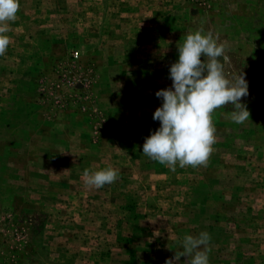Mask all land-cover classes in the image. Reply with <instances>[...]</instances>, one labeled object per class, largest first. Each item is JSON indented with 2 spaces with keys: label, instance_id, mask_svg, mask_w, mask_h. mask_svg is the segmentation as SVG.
Returning a JSON list of instances; mask_svg holds the SVG:
<instances>
[{
  "label": "rangeland",
  "instance_id": "rangeland-1",
  "mask_svg": "<svg viewBox=\"0 0 264 264\" xmlns=\"http://www.w3.org/2000/svg\"><path fill=\"white\" fill-rule=\"evenodd\" d=\"M254 1L19 0L0 56V264H165L201 232L209 264H264V0ZM255 9L258 33H228L255 27L241 22ZM198 29L244 75L250 118L215 110L208 166L172 171L143 144L160 127L155 93L172 86L178 46ZM109 167L114 183L85 184V169Z\"/></svg>",
  "mask_w": 264,
  "mask_h": 264
},
{
  "label": "clouds",
  "instance_id": "clouds-1",
  "mask_svg": "<svg viewBox=\"0 0 264 264\" xmlns=\"http://www.w3.org/2000/svg\"><path fill=\"white\" fill-rule=\"evenodd\" d=\"M19 10V0H0V56L5 55L10 44L6 33L10 30L9 22L17 20ZM178 52V61L169 70L172 86L155 93L162 99V105L153 114L160 127L145 138L142 151L172 171L177 163L181 168L208 166L216 143L212 120L215 110L231 105L230 119L237 124L250 118V111L241 102L249 94L248 82L242 73L232 74L227 46L219 43L213 32H189ZM83 177L87 186L99 189L114 183L119 173L111 167L91 174L85 169ZM210 241L207 232L185 236L183 250L165 264H179L182 256L187 258L185 264H209Z\"/></svg>",
  "mask_w": 264,
  "mask_h": 264
},
{
  "label": "crops",
  "instance_id": "crops-1",
  "mask_svg": "<svg viewBox=\"0 0 264 264\" xmlns=\"http://www.w3.org/2000/svg\"><path fill=\"white\" fill-rule=\"evenodd\" d=\"M251 1L254 4H256L254 0H251ZM251 6L249 5V7H251ZM255 11H258V9L251 10V11L247 10L246 12L241 14V19H245L244 21H241V22L244 23L243 25H247L248 22H249V19L255 18L256 19V21H254L255 25H256L255 27H254L253 21L251 20V24L250 25L239 27V31L240 32L232 31V32H228V33H232V34H235V35H241V34L251 33V32L258 33L260 29H258L257 26L260 25V23L263 21V19L261 18L260 13L258 12V14H256ZM238 26H240V24H237V25H233L232 24V25H230V27H229V25H227L225 27V30L229 31V28H232V30H234V29H237Z\"/></svg>",
  "mask_w": 264,
  "mask_h": 264
}]
</instances>
